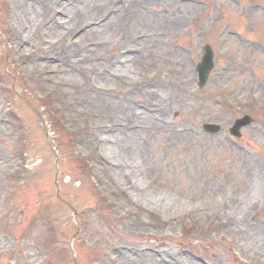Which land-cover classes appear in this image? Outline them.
I'll list each match as a JSON object with an SVG mask.
<instances>
[{
	"label": "rangeland",
	"instance_id": "1",
	"mask_svg": "<svg viewBox=\"0 0 264 264\" xmlns=\"http://www.w3.org/2000/svg\"><path fill=\"white\" fill-rule=\"evenodd\" d=\"M76 3L0 0V264H264V0Z\"/></svg>",
	"mask_w": 264,
	"mask_h": 264
},
{
	"label": "bare ground",
	"instance_id": "2",
	"mask_svg": "<svg viewBox=\"0 0 264 264\" xmlns=\"http://www.w3.org/2000/svg\"><path fill=\"white\" fill-rule=\"evenodd\" d=\"M143 1L145 0H140L141 3ZM77 4L79 3H76L74 7H72V10H71V13L73 16L71 17L72 19L71 25L73 29L78 24V22L83 19V16H82L83 13L81 14L80 13L81 11H79V9L84 10V12H86V17L90 15L96 16L106 6L107 0H82L81 5L83 8L78 7ZM21 18H22V21H27V18L25 16H22ZM122 21L123 20L117 19L115 23L123 27L127 26L126 22H122ZM93 31L91 33H93ZM25 40H27L26 42H29V45H30V41L28 39H25Z\"/></svg>",
	"mask_w": 264,
	"mask_h": 264
},
{
	"label": "water",
	"instance_id": "3",
	"mask_svg": "<svg viewBox=\"0 0 264 264\" xmlns=\"http://www.w3.org/2000/svg\"><path fill=\"white\" fill-rule=\"evenodd\" d=\"M206 54H207V56H206L205 59H210V60H211V58H212V54H211V50H210L209 47L206 48ZM208 61H209V60H208ZM204 66H205V63H204ZM207 70H209V68L204 67V71H207ZM243 123H245V122H239V123L237 124V126L240 127Z\"/></svg>",
	"mask_w": 264,
	"mask_h": 264
}]
</instances>
